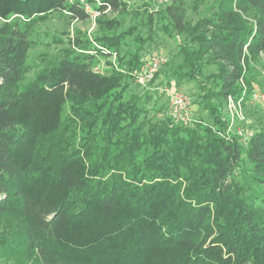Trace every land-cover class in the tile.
<instances>
[{
  "label": "trees",
  "instance_id": "trees-1",
  "mask_svg": "<svg viewBox=\"0 0 264 264\" xmlns=\"http://www.w3.org/2000/svg\"><path fill=\"white\" fill-rule=\"evenodd\" d=\"M86 3L97 30L30 75L36 25L91 13L81 0H0V258L264 264V124L245 142L223 121L228 96L261 87L264 0ZM155 53L167 62L136 83ZM113 55L119 69L100 71ZM173 81L193 83L192 124L170 115V94L156 101Z\"/></svg>",
  "mask_w": 264,
  "mask_h": 264
},
{
  "label": "rangeland",
  "instance_id": "rangeland-1",
  "mask_svg": "<svg viewBox=\"0 0 264 264\" xmlns=\"http://www.w3.org/2000/svg\"><path fill=\"white\" fill-rule=\"evenodd\" d=\"M130 4L133 6H142L144 2H148V8L151 11L159 9L164 3H169L171 0H128ZM192 0H187V3L191 2ZM222 0H208V4L213 6L215 5V11L219 9ZM162 4V5H161ZM131 5V6H132ZM92 6V5H91ZM93 8V7H92ZM201 10L205 8V6L201 5ZM98 11V10H93ZM91 13V16L85 20H77L69 18L61 13H54L48 19L38 23L36 27L31 32V36L35 39V44L30 50V56L28 58L29 62L34 65V70L30 73L33 75L36 71H38L42 66H44V61L51 57V55L57 54V52L63 46L69 43L70 38H73L77 33L78 30L86 31V34L91 36L98 28V24L96 22V17L99 15ZM204 12V11H203ZM206 13V12H205ZM108 16L113 17L115 16V12L109 11L106 13ZM204 14V13H202ZM199 18V14L192 13V19L195 21ZM1 23V20H0ZM167 36L161 34L157 38V43L159 45L165 44L167 48L171 49L170 53L173 54L176 48H173V42L171 40L166 41ZM168 51V49H167ZM154 52V51H153ZM112 61L111 63L109 61ZM100 68L104 73L110 72L113 68L119 69L118 62H117V55H113V57L109 58H102L100 62ZM262 75L260 78L261 87L257 88L259 90L264 91V68L261 70ZM134 78H135V72ZM193 85L192 82H183L181 83V88L185 91H188L187 88ZM168 85H162L161 87L165 88ZM172 87V88H171ZM170 88L175 91L177 89V84L175 81L172 82V86ZM168 93L160 95L156 93L155 97L157 98L156 101L159 103H167ZM189 94L192 96V91H189ZM227 104V103H226ZM153 105V102L150 104ZM170 107V104H168ZM244 114L246 115V119L243 122L236 123L235 126L244 125L247 128L254 129L255 126L257 127L258 124H264V106L261 104L259 105H250L249 103L243 107ZM203 114V118L207 121H210V118L207 116L206 112L201 113ZM198 115V114H197ZM200 115V114H199ZM201 116V115H200ZM223 121L225 123V128L229 127V115L227 111V107L225 105L224 108V115ZM255 130V129H254ZM244 171V170H243ZM248 170L244 171L247 173ZM16 256L8 257V258H0V264H16V262L21 261L20 258L25 256ZM27 264H39L38 260L35 257H31L26 261Z\"/></svg>",
  "mask_w": 264,
  "mask_h": 264
},
{
  "label": "built area",
  "instance_id": "built-area-1",
  "mask_svg": "<svg viewBox=\"0 0 264 264\" xmlns=\"http://www.w3.org/2000/svg\"><path fill=\"white\" fill-rule=\"evenodd\" d=\"M85 3L86 10L90 13L93 12V8L89 3H86V0H81ZM98 11H94L93 14H97ZM145 62V68L143 71L135 72V82L144 86H147L151 82L158 70L162 65L167 62V56L161 53H155L150 55L148 58L143 59ZM99 68V67H98ZM97 68V69H98ZM102 69V68H101ZM100 69V71H102ZM164 91L170 94V115L176 122H180L184 125H189L193 123V99L188 91L185 90H175L173 91L169 86L164 88ZM249 103L250 105H259L264 106V91L255 89L250 93V96L247 98L246 93L244 92L239 98H235L232 95L227 98V111L229 115V127L227 128V136L234 132H237L238 136L243 141H247L254 135V129L247 128L244 125H236V123L243 122L246 119L244 114L243 107Z\"/></svg>",
  "mask_w": 264,
  "mask_h": 264
}]
</instances>
